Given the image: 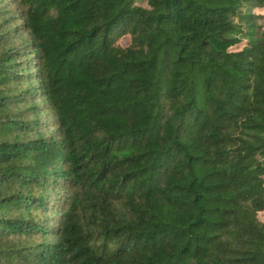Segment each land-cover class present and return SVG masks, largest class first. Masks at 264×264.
<instances>
[{
  "label": "trees",
  "instance_id": "1",
  "mask_svg": "<svg viewBox=\"0 0 264 264\" xmlns=\"http://www.w3.org/2000/svg\"><path fill=\"white\" fill-rule=\"evenodd\" d=\"M264 0H0V264H264Z\"/></svg>",
  "mask_w": 264,
  "mask_h": 264
},
{
  "label": "rangeland",
  "instance_id": "2",
  "mask_svg": "<svg viewBox=\"0 0 264 264\" xmlns=\"http://www.w3.org/2000/svg\"><path fill=\"white\" fill-rule=\"evenodd\" d=\"M259 217H260L261 220L264 219V213H260Z\"/></svg>",
  "mask_w": 264,
  "mask_h": 264
}]
</instances>
